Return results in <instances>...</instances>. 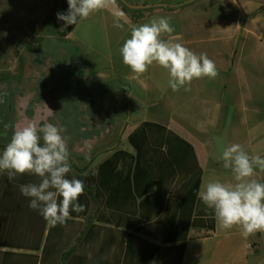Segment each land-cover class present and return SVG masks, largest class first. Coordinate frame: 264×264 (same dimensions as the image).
<instances>
[{
  "label": "crops",
  "instance_id": "obj_1",
  "mask_svg": "<svg viewBox=\"0 0 264 264\" xmlns=\"http://www.w3.org/2000/svg\"><path fill=\"white\" fill-rule=\"evenodd\" d=\"M61 6L55 3L53 8ZM160 17L169 18L174 28L162 39L179 42L197 55L207 53L218 70L215 79H193L186 85L190 91H173L168 71L158 64L144 74L124 64L120 49L132 29ZM66 39L84 50L107 87L88 90L91 97L78 114L90 118L84 125L87 134L68 141L70 163L80 169L96 170L120 149L136 153L130 135L144 122L165 126L194 146L203 170L201 185L235 183L221 159L226 146L240 144L249 155L264 157V0H106L104 7L73 25ZM55 103L49 108L55 111L60 104L59 112L47 114L43 123L65 127L61 112L72 98ZM117 106L120 111L113 113ZM25 113L33 116L31 102ZM254 178L264 182V171L257 168ZM19 189L12 183L3 193L0 223L13 219ZM144 244L138 241L139 247ZM186 244L182 264H264V232L245 237L239 227L222 230L216 224L211 232L192 230ZM87 252L93 258L94 251Z\"/></svg>",
  "mask_w": 264,
  "mask_h": 264
},
{
  "label": "trees",
  "instance_id": "obj_2",
  "mask_svg": "<svg viewBox=\"0 0 264 264\" xmlns=\"http://www.w3.org/2000/svg\"><path fill=\"white\" fill-rule=\"evenodd\" d=\"M64 4L69 10L66 1ZM49 28H43L37 45L27 36L23 46L15 45L22 65L16 75L20 79L17 89H24L31 67H42L39 58L48 49ZM72 29L70 25L67 32ZM60 35L67 40L66 32ZM48 61L51 77H56V64ZM10 84L0 85L9 89ZM35 88H39L38 81ZM130 142L136 153L117 150L96 170L70 163L72 172L67 178L83 180L85 185L78 198L85 210L71 211L63 225L49 224L29 207L31 198L19 189L13 219L0 223V246L9 248L0 249V264H182L190 232H211L217 224L213 210L197 195L203 170L195 148L176 132L153 122L140 124ZM39 182L37 175L9 176L8 170L0 169V199L12 183L21 188ZM140 239L145 243L142 247L138 246ZM88 248L94 251L93 258ZM22 250L43 252L40 256Z\"/></svg>",
  "mask_w": 264,
  "mask_h": 264
},
{
  "label": "clouds",
  "instance_id": "obj_3",
  "mask_svg": "<svg viewBox=\"0 0 264 264\" xmlns=\"http://www.w3.org/2000/svg\"><path fill=\"white\" fill-rule=\"evenodd\" d=\"M68 4V12L58 13L57 18L66 25H77L104 7L106 0H68ZM173 31L166 17L134 27L131 38L120 49L124 64L135 74H144L154 63L158 64L168 71V84L173 91L182 87L190 91L186 85L193 79H215L218 70L207 53L197 55L179 42L162 39L163 34ZM64 131L51 123L39 128L29 124L15 131L0 153V169L8 170L9 176L34 174L40 177L38 184L22 185L20 191L31 198L29 207L38 210L53 226L65 224L71 211L85 210L78 202L85 191L83 180L67 178L72 167L68 139L62 135ZM221 159L223 167L231 170L235 183L217 180L203 184L198 197L213 210L218 228L239 227L245 237L264 232V182L254 178L257 168L264 171V157L249 155L240 144H231L224 147Z\"/></svg>",
  "mask_w": 264,
  "mask_h": 264
},
{
  "label": "rangeland",
  "instance_id": "obj_4",
  "mask_svg": "<svg viewBox=\"0 0 264 264\" xmlns=\"http://www.w3.org/2000/svg\"><path fill=\"white\" fill-rule=\"evenodd\" d=\"M55 3L63 6L61 10L53 8ZM66 11L68 10L65 8L64 0H0V84L11 83L8 86L9 89L0 91V148L2 151L11 141L15 131L29 124H35L38 128L42 127L41 120L43 123L47 114L59 112L60 104L55 111L50 109L49 105L62 99L72 98L73 102L69 105L70 107L63 110L64 113L61 112L66 115L63 120L65 124L67 123L65 127H62L65 129L63 135L69 141L77 140L81 134H87L83 132L84 125L90 118L86 116V120H83L84 116H78L80 105L85 99L88 100L91 97L89 89H95V86H97L96 89H107V87L106 84H101L100 72L88 61L84 50L60 35L63 32L67 33L70 25H66L64 21L58 24L52 19L57 20L56 13ZM47 26L52 31L47 33L48 37L45 39L46 42L49 41L48 49H43L44 54L39 58L42 67L40 69L31 67L24 89L20 87L17 89L16 84L20 82V79L16 75L21 71L22 65L14 47L16 44L23 46L26 43L25 36L37 45L41 31ZM57 26L60 32L57 31ZM54 36H57V39ZM49 50L51 53H47ZM48 60L56 64V77H51L53 73L48 70ZM7 75L12 77L8 78ZM37 81L38 89L35 88ZM52 84L57 86L53 87ZM41 85L45 87L41 89ZM48 91L53 92L54 95H47ZM29 102L32 103L34 113L30 117L25 113V107ZM42 104L48 106L47 109L46 107L40 109ZM119 109L120 107L117 106L112 112L116 113L120 111ZM121 110L124 111L122 108Z\"/></svg>",
  "mask_w": 264,
  "mask_h": 264
},
{
  "label": "flooded vegetation",
  "instance_id": "obj_5",
  "mask_svg": "<svg viewBox=\"0 0 264 264\" xmlns=\"http://www.w3.org/2000/svg\"><path fill=\"white\" fill-rule=\"evenodd\" d=\"M43 78H45V77H43ZM43 87H45V85L44 86L41 85V89H43ZM5 89H7V87L5 85H0V91H4Z\"/></svg>",
  "mask_w": 264,
  "mask_h": 264
}]
</instances>
